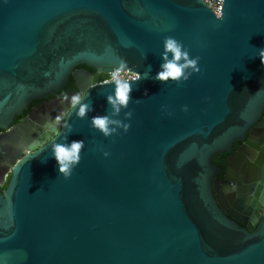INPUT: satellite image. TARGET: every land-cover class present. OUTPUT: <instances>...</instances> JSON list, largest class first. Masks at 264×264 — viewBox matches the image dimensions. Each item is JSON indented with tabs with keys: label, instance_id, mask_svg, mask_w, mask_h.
<instances>
[{
	"label": "water",
	"instance_id": "obj_1",
	"mask_svg": "<svg viewBox=\"0 0 264 264\" xmlns=\"http://www.w3.org/2000/svg\"><path fill=\"white\" fill-rule=\"evenodd\" d=\"M168 35L200 57L187 81L154 79ZM262 47L264 0H224L220 16L204 0H0V127L78 64L108 72L123 58L142 74L119 113L107 100L114 81L96 79L81 101L94 110L69 108L16 160L0 190V264H264V152L252 177L244 155L230 157V204L215 193L213 161L262 117ZM128 110L126 132L91 125L105 114L128 122ZM63 132L84 141L67 179L50 155Z\"/></svg>",
	"mask_w": 264,
	"mask_h": 264
},
{
	"label": "flooded vegetation",
	"instance_id": "obj_2",
	"mask_svg": "<svg viewBox=\"0 0 264 264\" xmlns=\"http://www.w3.org/2000/svg\"><path fill=\"white\" fill-rule=\"evenodd\" d=\"M111 74V71L105 72L96 66L86 63L78 64L73 68L72 74L60 90L32 99L23 112L15 116L7 128L0 127V186L6 188L17 159L31 151H36L53 137L55 133L48 132L46 128L50 120H54L58 115L61 116L59 125L61 128L67 110L72 107L70 105L71 96L76 93L83 95V89L89 88L96 79L105 77L108 80ZM250 134L251 136H249ZM261 152H264V112L253 126L252 132L236 141L233 151L216 154V164L222 168L214 178L216 195H223L227 202L231 203L228 192L236 186V183L225 178V171L227 163L234 153L244 155V158L253 164L249 173V176L252 177L255 175V167L258 165L254 164L251 159L255 155H260ZM242 163L241 167L244 165V162ZM228 210L233 209L228 208ZM233 212L241 215L238 210H233ZM240 217L245 219L244 216ZM246 224L242 223L241 225L245 226ZM257 226L256 223L254 228Z\"/></svg>",
	"mask_w": 264,
	"mask_h": 264
},
{
	"label": "clouds",
	"instance_id": "obj_3",
	"mask_svg": "<svg viewBox=\"0 0 264 264\" xmlns=\"http://www.w3.org/2000/svg\"><path fill=\"white\" fill-rule=\"evenodd\" d=\"M163 52L161 54V63L154 75V79L166 83L173 81L180 83L187 81L193 73L201 71L199 56H191L189 49L184 43L174 36L168 35L163 39ZM257 56L261 64H264V47L257 50ZM150 67V66H149ZM111 78L114 81V93L107 97L108 102L113 105L116 113L120 110L128 109L129 101L133 99L131 93L133 91V82L139 81L142 74L139 71H134L128 67L127 61L121 58L119 68L112 72ZM147 91H145V95ZM82 94H73L70 98V105L75 108L79 105L77 115L81 118L86 116L87 112L94 110L88 104L81 103ZM139 103L140 99H136ZM164 108L165 106H161ZM184 111H188V106H183ZM133 113L131 110L125 112V117L128 122L124 120H114L108 115L95 116L91 118V125L95 129L102 132L105 136H110L117 129L113 125H117L125 132L130 128V118ZM62 117L56 116L54 120H50L47 125V131L50 133H57ZM67 127L69 133L71 126L64 123V128ZM63 139L61 142L51 143V156L56 160L59 174H62L66 179L69 178L74 168L81 160V149L84 147V141L81 139H68V134L63 132ZM103 155L108 157L110 153L103 151Z\"/></svg>",
	"mask_w": 264,
	"mask_h": 264
},
{
	"label": "built area",
	"instance_id": "obj_4",
	"mask_svg": "<svg viewBox=\"0 0 264 264\" xmlns=\"http://www.w3.org/2000/svg\"><path fill=\"white\" fill-rule=\"evenodd\" d=\"M204 1L215 12L216 15L220 16L222 14V5L224 0H204ZM115 70L116 69H113L111 73ZM108 80H112V78L110 77V79Z\"/></svg>",
	"mask_w": 264,
	"mask_h": 264
},
{
	"label": "trees",
	"instance_id": "obj_5",
	"mask_svg": "<svg viewBox=\"0 0 264 264\" xmlns=\"http://www.w3.org/2000/svg\"><path fill=\"white\" fill-rule=\"evenodd\" d=\"M215 157H216V155L213 156V161H214L215 163H217ZM3 189H4V187L0 186V190H3Z\"/></svg>",
	"mask_w": 264,
	"mask_h": 264
}]
</instances>
